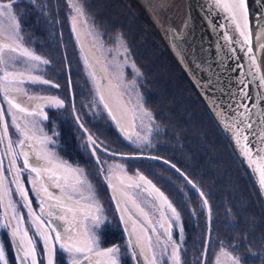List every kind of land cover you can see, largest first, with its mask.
Listing matches in <instances>:
<instances>
[{
	"label": "snow or ice",
	"instance_id": "obj_1",
	"mask_svg": "<svg viewBox=\"0 0 264 264\" xmlns=\"http://www.w3.org/2000/svg\"><path fill=\"white\" fill-rule=\"evenodd\" d=\"M14 2L15 0H9V2L0 0V71L3 73L0 75V94L8 105L7 115L10 117L9 124L5 120V109L0 106V145H5L4 151L0 152V208H3L4 217V222L0 223V230H5L6 234L10 235V243L15 245L18 264H42L37 254L36 238L42 242L47 264H54V254L57 250L68 254L71 264H121L119 248H101L99 237L95 233V225L99 223V217L103 215L104 210L93 185L88 181L82 169L73 167L57 157L54 152L47 150V145L54 144L55 141L38 127L42 121L49 120L45 107L62 108L63 100L56 97L29 96L17 86L26 82L43 85L51 82L32 74L34 71L42 70V66L48 65L49 61L35 54L25 45L24 37L21 35V25L17 23V16L14 12ZM212 3L215 8L225 14L226 19L235 26L238 33L239 38L231 35L227 30L223 33L227 55L237 60V65L232 70L238 71L243 68V65L239 63V57L235 56L236 48L233 45H240L239 50L247 56L249 66V71L247 73L241 71L240 76L243 78L237 80L239 98L236 101V107L222 109L217 115L220 116L222 122L228 121L225 123V130L234 136L240 152L247 159L249 167L253 169V174H258V184L264 190V108L261 109L259 121L261 130L257 132L254 130L255 122L251 117L253 109L259 107V104L249 94L247 79L251 77L252 80H258L259 87L264 89V74H261V66L257 62L253 47L255 41L256 47L264 51V29L257 32L252 31L248 0H212ZM71 9L75 16L84 15L83 8L75 0L71 4ZM75 16L72 17L73 32L76 31ZM214 27L227 28L229 25L221 24L214 25ZM120 48H123L122 54L125 56L123 64H117L118 78L122 79L123 68L129 65L130 61L127 47L122 43L115 49L117 55L121 54ZM108 51H113V49H108ZM5 53L14 55L6 58ZM7 65L13 68L20 66L22 70L9 71ZM253 67L256 69L255 72L251 70ZM131 69L134 76L140 75L134 63H131ZM90 75L95 80L96 74L93 72ZM211 86L212 81L209 78L203 87L210 89ZM131 87H135L134 82ZM20 92H24L26 99L12 95V93ZM97 95L112 120H116L117 117L112 114V109L105 101V95L100 87L97 88ZM257 95L264 96V92L257 93ZM243 101L253 102L249 105ZM136 107L142 108V105L138 103ZM214 107H216L215 104ZM229 110L234 113L233 117L225 115ZM143 115L152 119L151 114L146 111ZM26 117L33 119L29 121ZM10 126L14 130L12 134L9 133ZM80 126L83 127V125ZM88 140L93 145L91 154L95 155L100 145L92 136H89ZM17 145L19 151H17ZM21 161L22 164L18 163ZM97 162H100L98 157ZM164 163L168 162L164 161ZM171 168L183 177L186 184L192 185L193 188L196 187L191 180L180 173L174 164ZM5 172L11 177L10 181L4 175ZM25 173L28 174V184L32 193L38 197L39 214L32 209L29 190L24 186L22 177ZM105 179H111V170ZM120 183L122 185L125 183L123 178L120 179ZM108 187L114 192L118 190L111 183ZM127 187L147 192L157 205L156 210L160 214L157 227L153 224L150 213L137 203L133 196L125 193L127 201L124 202L118 200L115 195L113 196V199L117 201V210L121 213L120 219L124 222L125 231L129 236L128 247L132 250V257L138 261L142 257L145 264H165L169 260H174L175 264H181L180 245H176L171 251L168 247L169 244L175 243L173 241L174 224L181 237L183 234L180 214L176 207L168 200L164 192L142 174L138 176V181L130 180ZM13 192L16 195L15 200L12 198ZM199 196H204V193L199 192ZM128 201H131V209H134L135 215L127 206ZM203 204L208 205L207 199L203 200ZM21 209L27 210L28 227H25L24 213ZM169 211L170 216L167 215ZM210 213L209 208V215ZM89 221H93L94 226L90 227ZM29 228L33 230L31 236ZM7 230H10V233ZM150 231L156 235L155 242L149 234ZM161 236L164 239H161ZM156 249H159V252ZM222 254L230 256L223 250ZM231 259L232 264H240L239 256L231 257ZM0 264H7L3 244H0Z\"/></svg>",
	"mask_w": 264,
	"mask_h": 264
},
{
	"label": "trees",
	"instance_id": "obj_2",
	"mask_svg": "<svg viewBox=\"0 0 264 264\" xmlns=\"http://www.w3.org/2000/svg\"><path fill=\"white\" fill-rule=\"evenodd\" d=\"M66 4L67 0L18 1L17 12L27 42L49 57V76L66 82L69 77L73 79L74 104L80 108L82 120H93L86 122L89 126L86 129L97 139L102 156L121 160L131 173L142 172L181 213L186 233L183 264H213L214 252L225 246L243 264H264V207L256 188L225 134L141 8L134 0H88L86 4L104 39L120 34L126 41L141 72L144 104L156 123L165 128L163 140L150 154L137 152L103 115H86L76 76L67 73L68 67L77 63L78 53ZM69 119L76 120L73 114ZM197 126L203 129L201 133H197ZM81 134L86 136L84 131ZM80 160L87 163V171L102 201L110 204L111 193L104 171H98V162L93 156ZM173 164L195 188L171 168ZM199 192L204 196H199ZM204 199L208 205L203 204ZM223 205L228 221L222 220ZM102 237L103 245H110L124 236L118 227L115 234L110 228L105 229Z\"/></svg>",
	"mask_w": 264,
	"mask_h": 264
},
{
	"label": "rangeland",
	"instance_id": "obj_3",
	"mask_svg": "<svg viewBox=\"0 0 264 264\" xmlns=\"http://www.w3.org/2000/svg\"><path fill=\"white\" fill-rule=\"evenodd\" d=\"M3 1H9V0H3ZM15 1L18 3V1L21 0H15ZM87 1L88 0H75V2L79 3V5L83 8V12H84L83 16H75V13L72 12L71 9V4L73 3V0H67L66 10L68 13V20L70 21V27L72 32H73L72 17L75 16L76 31L74 32L75 35L74 41L76 42V49L78 53L77 63L72 68L68 67L69 72L67 73H71V75L76 76V82L78 86L80 100L81 103L83 104V107H85L86 115H90L91 117L103 115L104 117L109 119V121H111V123L114 125V127H116V129L121 134V136H123V138H125L127 142L137 152L143 154L154 153L155 146L158 144V142L163 140L162 135L164 134L165 128L162 129V126L156 123L153 113L144 104V96L140 90L141 72L139 71L140 72L139 76L133 75V71L131 69V63L135 64V62L132 60V56L130 54V51L128 50L126 41L123 38L121 40L122 36L120 34L114 35L110 39L103 38L102 31L100 30L99 26L92 19V17L88 13V10L86 9ZM16 2L13 5V8L17 16V23L21 25V35L24 37L25 45L28 46L31 50L36 51L35 47L27 42L26 33L23 32V25L22 22H20V14L19 12H17ZM134 2L138 5V7L141 8L145 16L147 17L148 21H150V23L152 24L151 18L148 17L149 15L145 11V9L140 6L139 1L134 0ZM43 6L44 7L46 6L45 1H43ZM152 26L154 27L153 24ZM121 43L127 47L129 53L128 59L130 61V64L123 68L122 79L118 78L119 70L117 68V64H123V61L125 59V56L122 54L123 48H120V53H121L120 55H117L115 51V49H117ZM83 47L85 48V52L83 50ZM108 49H113V51H108ZM38 54L41 55L40 53ZM9 55H14V54L5 53L6 58ZM88 56L93 60L96 68H99L102 71V73L105 74L108 81L106 84L112 87L114 95H116L119 100L118 103L115 104L116 102L114 101L113 98L109 97L108 99H105V101L109 104L110 108L112 109V114L117 117L116 120H112L111 116H109L108 114V111L104 109L103 104H101L99 101V97L97 95V88L101 87V85L99 84L97 78L93 80L90 75L91 73H93V68H92L93 65L89 62ZM41 57L43 59L50 61L48 56L42 54ZM49 64L46 66H42V70H37L32 73L41 76L43 75L48 76L47 70ZM6 67H8L9 70L13 68L11 65H7ZM136 68L138 69L137 66ZM15 69L21 70L20 66L15 67ZM0 75H3L2 71H0ZM133 82L135 83L134 88L131 87ZM24 84L25 86H27V83ZM33 87L35 86L33 85L32 88ZM28 91L31 92V90ZM138 103L142 105V108L136 107ZM0 106H2L5 109V120L10 124V117H8L7 115L8 105L5 101H3L2 94H0ZM183 107H185V105ZM144 111L151 114V118H152L151 120L143 115ZM82 117L83 114L81 115V118ZM51 125L53 127L55 126V124H51ZM46 127H48V124H46L45 121H42L40 128L42 129L44 128L43 132L45 131ZM198 128L199 127L197 126V129ZM201 129L199 128L197 133L198 132L201 133ZM51 132L52 134H50L49 137L53 136L55 138L56 134L54 135V133L56 131L55 132L51 131ZM203 132L205 133V130ZM101 161L104 171V179L106 176H108L109 171L111 170V179L110 180L105 179V182H107V185L111 183L112 185L116 186V188L118 189L116 193L119 194L121 202L127 201V196L125 195V193L133 196L136 202L141 204V206H143L145 210L150 213L153 224L157 225L158 227V220L160 214L159 211L156 210L157 205L155 204V202L152 201V197H150L148 193L143 191L142 189H134L127 187V184L130 182V180L138 181V176L141 175L142 172L136 170L134 173H131L129 170H127L126 164L118 159H109L105 156H102ZM121 178H123L125 181L123 185L120 183ZM90 183L93 185L96 195L99 196V194L97 193V188L94 185V183L92 182ZM108 189H109V193H111V190H113L110 187H108ZM110 195H111L110 204H107L106 202L102 201L101 198L100 201L97 196L104 210L103 215L99 217V223L95 225V233L99 237L100 246L103 244L102 233L105 229L110 228L115 234L116 229L120 227L124 237L119 240H116L115 243L110 244L109 246L119 248L120 250L119 256L121 259V264H137L136 259H134L131 255V251H132L131 248L128 247V237L127 235H125V231L123 225L121 224L119 214H117L116 206L112 199V193ZM12 198L13 200H15L14 197ZM170 202L172 203V201ZM127 206L130 208V210L133 211L135 215L134 209H131V201H128ZM221 209L223 214L222 220L224 219L228 221L225 216L226 209L224 205ZM179 214H180V223L183 228V234L181 237L177 226L174 224L173 241L175 243L168 245L170 251L174 249L176 245H180L182 251L184 248L186 233L184 232V224L182 222L181 213L179 212ZM167 215L169 216L171 215L170 211L167 213ZM3 222L4 219L2 218V215L0 213V223ZM88 223L90 227L94 226L93 221H89ZM29 230H31V228H29ZM8 233H10V231H8ZM149 234L152 235L153 242H155L156 235L152 234L151 231L149 232ZM8 236L10 235L9 234L7 235L5 230H0V244H3L7 264H10L9 254L8 251H6L7 249L6 238ZM161 239H164V237L161 236ZM222 250L224 253H229L230 256L223 255ZM156 251L159 252V249H156ZM182 251L180 253L181 264H183ZM214 253L215 254L213 258V264H232L231 257H237L232 252H230V250L226 246L218 248ZM66 260L70 262V257L68 254H66ZM165 264H175V261L169 260L166 261ZM240 264L243 263H241L240 261Z\"/></svg>",
	"mask_w": 264,
	"mask_h": 264
},
{
	"label": "water",
	"instance_id": "obj_4",
	"mask_svg": "<svg viewBox=\"0 0 264 264\" xmlns=\"http://www.w3.org/2000/svg\"><path fill=\"white\" fill-rule=\"evenodd\" d=\"M142 8L145 9L148 17L151 18L152 24L157 29L160 38L163 39L167 49H169L171 55L176 59L180 69L186 75L188 81L191 82L195 91L206 105V109L212 115L215 123L218 124L222 132L225 134L228 143L233 147L235 153L238 155L240 162L244 165L247 175L250 176L253 186H255L258 196L260 197L264 207V190L258 184V174H253V169L249 167L247 159L240 152L239 146L235 142V138L231 132L225 130V123L228 121H221L220 116L217 115L222 109H229L230 107H236V101L238 97L237 80L243 78L240 76V72L247 73L249 66L247 63V56L241 52L240 45H233L236 48L235 56L239 57V63L243 65L242 69L233 71L237 65V60L229 58L226 49L224 48L223 33L225 30L231 33V35L238 37V33L235 30V26L231 25V22L226 19L224 13L215 8L212 0H185L186 9L189 15L187 16L188 23H192L198 27L199 31V44L203 52L197 46L190 47L187 40L193 42L192 30H186L183 36L180 37L176 31V27L169 21L161 16V7L155 5L151 0H138ZM249 5V20L250 27L253 32H257L264 29V0H248ZM229 25L227 28L214 27V25ZM194 44V42H193ZM254 54L257 56V62L261 66V74H264V51H261L253 42ZM85 52V48L83 47ZM89 62L93 65L96 74L98 75V82L102 85L101 77H105V74L99 68H96L93 60L88 56ZM253 72L256 69H251ZM99 71V73H97ZM211 78L212 86L210 89L203 87L208 79ZM249 81V94L253 97L259 107L253 109L252 121L255 122V131L261 130L259 123L261 119V109L264 108V96H258L257 93L264 92V89L259 87L258 80H252L251 77H247ZM242 87V86H241ZM34 96V95H33ZM46 97V96H44ZM51 97V96H47ZM22 99H26L24 96H20ZM244 103L252 104L253 101H243ZM214 104L216 107H214ZM243 111V109H239ZM227 117H233L232 111L225 113ZM243 143V141H242ZM153 183V182H152ZM154 184V183H153ZM112 199L115 195L120 200L119 194L116 191H111ZM121 201V200H120ZM113 202L117 201L113 199ZM122 206L123 203H122ZM117 210V207H116ZM119 218L121 216L120 211L117 210ZM125 231V224L120 219ZM125 235L128 233L125 231ZM137 264H145L143 258L140 257L139 261L136 259Z\"/></svg>",
	"mask_w": 264,
	"mask_h": 264
},
{
	"label": "flooded vegetation",
	"instance_id": "obj_5",
	"mask_svg": "<svg viewBox=\"0 0 264 264\" xmlns=\"http://www.w3.org/2000/svg\"><path fill=\"white\" fill-rule=\"evenodd\" d=\"M2 2H9V1H3ZM16 2V1H15ZM14 2V4H15ZM17 3V2H16ZM13 4V5H14ZM34 51V50H33ZM35 54L39 55L36 51H34ZM41 56V55H40ZM93 72L96 74L94 67ZM9 70V69H8ZM19 69L11 68L9 71H18ZM22 70V69H21ZM99 73V71H97ZM33 75H38L35 73H32ZM41 76L42 79H47L51 83L48 85H43V84H29L27 83V86L25 84L22 85H17L18 87H21L24 92H27L29 96H51V97H56L60 100H63L64 106L62 108H56V107H45V113L49 117V120L45 121L46 124H48V127L45 128V131L43 133H46L48 136L52 134L51 131H56L55 132V138L52 136L51 138L55 141L54 144L50 143L47 145V150L52 151L56 154L57 157H59L61 160L66 161L67 163L71 164L73 167H78L79 169L83 170L84 175L87 177V179L93 183L89 176V172L87 171V163H83L80 159H86L90 158L91 156L94 157L95 161H97V157L99 158V161L101 160L102 152L99 149H97L96 154L92 155L93 151V145L89 143L88 137L92 136V138L97 142V139L93 137L91 132H89L86 127H89L86 125V122L88 120H82L81 118L82 112L79 107L75 106V97H74V86H73V79L69 77L67 79V82L64 80H56L55 77L52 78L49 76ZM98 77V75L96 74ZM96 77V78H97ZM98 80V78H97ZM102 85H101V91H103L105 95V99H108L109 97L113 98L114 101L116 102L115 104L118 103V98L116 95H114L112 87L110 85L108 86L106 83L108 82L106 79H102ZM35 86L32 88V86ZM58 86V87H57ZM28 90H31L28 91ZM24 92L20 93H12V95H16L18 97L24 96ZM69 93V95H68ZM71 97V99H70ZM23 99V98H22ZM73 114V116L76 118V120L69 119V117ZM79 114V115H78ZM80 116V118H79ZM68 119L66 120L65 118ZM78 118V119H77ZM27 120H32V117H26ZM93 121V120H90ZM51 124H55L53 127ZM41 125V124H40ZM40 125L38 126L40 128ZM80 125H83L81 127ZM44 129V128H43ZM13 128L10 126L9 127V133H13ZM84 131V134L86 135L85 137L82 136L81 132ZM39 135V133H38ZM15 138V136H13ZM98 144V143H97ZM99 145V144H98ZM5 145H0V152L4 151ZM17 151H19V146L17 145ZM108 152V151H106ZM6 163V161H5ZM22 164L21 162H18ZM99 168L98 171L101 172L102 168V161L99 163ZM102 173V172H101ZM4 175L8 177V181L11 180V177L8 176V173L5 172ZM34 176V174H32ZM23 183L26 189H28V195L29 198L32 200V209L39 214V204H38V197H36L32 191L31 187L28 184V174L25 173L23 174ZM14 187V186H13ZM58 191V190H56ZM113 191V190H111ZM87 194V193H85ZM99 194V193H98ZM98 196V195H97ZM13 197L16 199L15 192H13ZM99 200L100 197L98 196ZM101 201V200H100ZM24 213V220H25V227H28V220L29 217L27 215V210L26 209H21ZM0 213L3 217V208H1ZM10 230H7V232ZM33 230H29V235H32ZM8 235V234H7ZM54 236V234H53ZM9 237V238H8ZM6 238L7 240V249L9 254V262L10 264H18V261L16 259V253H15V245L10 243V236ZM36 247H37V254L38 257L41 258L42 264H47V259L46 255L43 253V245L42 242L39 240V238H36ZM112 247L109 245H101V248H108ZM58 249V245H57ZM70 262L66 260V253H62L61 251L57 250L54 254V264H69ZM71 264V263H70Z\"/></svg>",
	"mask_w": 264,
	"mask_h": 264
},
{
	"label": "bare ground",
	"instance_id": "obj_6",
	"mask_svg": "<svg viewBox=\"0 0 264 264\" xmlns=\"http://www.w3.org/2000/svg\"><path fill=\"white\" fill-rule=\"evenodd\" d=\"M155 3V5L161 7V16L164 17L167 21L173 24L176 27V31L180 35L183 36V33L186 30L191 29L192 35L194 37L193 42L191 40H187L190 47L197 46L201 49L199 44V31L198 27L194 24H190L187 21V16L189 15L186 9L185 0H151ZM203 52V50L201 49Z\"/></svg>",
	"mask_w": 264,
	"mask_h": 264
}]
</instances>
